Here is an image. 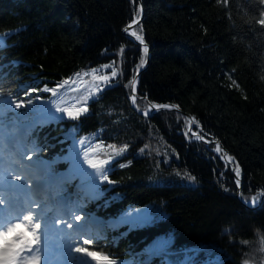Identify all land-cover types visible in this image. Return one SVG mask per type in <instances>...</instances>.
Returning <instances> with one entry per match:
<instances>
[{
    "label": "trees",
    "instance_id": "trees-1",
    "mask_svg": "<svg viewBox=\"0 0 264 264\" xmlns=\"http://www.w3.org/2000/svg\"><path fill=\"white\" fill-rule=\"evenodd\" d=\"M143 2L145 20L132 33L151 47L152 61L138 80L136 109L148 112L147 99L193 116L195 133L220 141L238 161L243 198L253 203L264 193V26L257 22L264 3ZM140 17L138 0H0V132L56 105L85 107L76 120L62 113L39 121L25 144L49 178L78 158L54 194L71 192L70 209L81 221L100 220L84 225L95 237L92 248L115 264H180L196 246L193 264H245L264 240V203L252 211L237 200L229 165L216 146L189 135L181 114L144 118L132 105L131 82L149 52L123 31ZM104 75L107 82L97 79ZM34 87V110L9 108ZM85 152L108 161L106 180Z\"/></svg>",
    "mask_w": 264,
    "mask_h": 264
},
{
    "label": "snow or ice",
    "instance_id": "snow-or-ice-1",
    "mask_svg": "<svg viewBox=\"0 0 264 264\" xmlns=\"http://www.w3.org/2000/svg\"><path fill=\"white\" fill-rule=\"evenodd\" d=\"M227 2V0H225ZM261 3H264V0H260ZM261 17L257 22L264 26V12L261 13ZM132 23H136L133 21ZM132 25H129L131 28ZM128 31V28L125 29ZM135 36V38L140 41L141 44L144 43V39L142 35H137L135 32L131 33ZM123 52V49H121ZM144 52L147 54L148 48L145 45ZM144 61H141V65ZM109 67V66H105ZM97 70H94V72ZM116 70L113 68L111 73L112 76H116ZM79 76V73L77 74ZM99 80H103L105 82L108 81L109 77L107 75L97 77ZM68 81H64V84H67ZM235 83V81H233ZM133 91H135V80L131 82ZM62 85H58L60 87ZM39 89L32 88L31 91L25 93V98L22 99H13L8 101V106L11 108V105H15V109L20 108H29L32 107L35 109V102L32 98L33 92H38ZM44 92H51L52 96H57V88H47L43 89ZM8 95H11L9 93ZM4 93L0 90V97H3ZM39 99V97H36ZM2 102V101H0ZM133 104L136 103V97L132 96ZM157 109L159 108H175V105H152ZM57 112H65L69 118L76 120L79 116L87 111L85 107L77 108L75 105L71 107L62 108L59 105H56ZM147 115V112H145ZM202 137H197V139H201ZM84 143V141H81ZM110 148L113 149L116 154H120L124 151V149H116L115 145H109ZM216 150L220 151V146L217 144ZM31 159V157H28ZM231 160V157H228ZM84 160L88 165L96 169L100 176L106 180L107 175L103 171L102 165L106 164L108 161H93L88 158V152L84 153ZM21 167H24L21 165ZM237 172V176H239L238 166L235 169ZM10 178L13 180L21 181L25 179V174L20 172L19 174H9ZM190 179H195L194 177H189ZM237 185H239V180H237ZM23 186V185H21ZM256 198L253 197V203H255ZM4 203L3 200H0V204ZM37 204L39 208L40 202H34ZM50 211V209H48ZM69 213L71 217H74L77 222L82 220L83 218L76 214L74 209H69ZM46 212L42 211L40 213H35L30 205H26L25 209L22 212L8 213L4 220L0 222V264H41V245L44 241L48 239V222L45 219ZM43 222V226H42ZM66 228L72 229L74 227L71 219H63L61 221ZM67 237L70 239L76 238L79 239L82 237V244L73 243L68 245L69 252L74 250L76 253L81 254L79 257L75 258L77 264H115L113 258H111L110 254H102L99 249L92 248V245L95 241V237L91 234L90 230H86L84 226H77L74 232L65 233ZM264 243V240H262ZM83 245H88L89 247H84ZM91 258V259H88Z\"/></svg>",
    "mask_w": 264,
    "mask_h": 264
},
{
    "label": "water",
    "instance_id": "water-1",
    "mask_svg": "<svg viewBox=\"0 0 264 264\" xmlns=\"http://www.w3.org/2000/svg\"><path fill=\"white\" fill-rule=\"evenodd\" d=\"M138 4H139V8H140L141 17L139 19L135 20L136 23L131 24L132 25L131 28H129V26L127 27L128 28L127 32L125 31L126 28L123 31V35L126 38H128V39H130V40H132V41H134V42H136V43H138L144 47L146 45L148 48V52H149L148 59H147V62L145 64L144 68L137 74L136 78L134 79L135 80V91H133V88H131L132 96L134 95L136 97V102L139 100L138 88H137L138 80L150 68L151 61H152L151 47L147 44L145 39H144V43L141 44L140 41H138L135 38V36L131 34L133 29H135L136 27L141 25L145 20V8H144L143 0H138ZM146 101L150 104L147 115H145L144 112H140L139 110H137L136 109V103L133 104V102H132V105H133L135 111L140 116H142L144 118H152L153 116L157 115L159 112H176V113H179L188 121V123H189V135L193 139L200 141L206 145L217 146V144H219L220 152H218V154L222 155L223 161L227 165H229L232 173L234 174L235 183H236V187H237V195H236L237 200L248 210L256 211V210L260 209V207L264 203V193L260 195V197L257 199V201L254 204L248 203L247 201H245V199L243 198V195H242L243 185H244L242 169H241L238 161L233 156H231V154L224 148V146L222 145V143L220 141H218L214 138H209L206 134L199 135V134L195 133V131H194V123H195L194 117L191 116L190 114L185 113L180 107L176 106L175 108H159V109H157L155 107H152V105H159V104H152L147 99H146ZM198 136L202 137V138L197 139ZM228 157H231L232 159L229 160ZM237 166H238V170H239V176H237V172L235 170L237 168ZM237 180H239V185H237Z\"/></svg>",
    "mask_w": 264,
    "mask_h": 264
},
{
    "label": "rangeland",
    "instance_id": "rangeland-1",
    "mask_svg": "<svg viewBox=\"0 0 264 264\" xmlns=\"http://www.w3.org/2000/svg\"><path fill=\"white\" fill-rule=\"evenodd\" d=\"M20 134V132H18L16 135L18 136ZM20 144L22 145V135H21V140H20V142L19 143H17V147H16V149L13 151V153L14 152H16V151H19L18 153H22L21 152V149L19 148L20 147ZM2 152H3V155H4V159H7L8 157H9V153H7V150L6 149H4V150H2ZM34 160H32L31 162V164H32V166H34V168L36 169V173H33V175H34V177L35 176H38L39 178H41L40 177V171H42L43 169H44V167L43 168H41V165L40 164H36L35 162H33ZM75 165H77V163H76V160L74 161V162H72V167H71V169L69 170V171H71L72 170V168L75 166ZM36 167H38V168H36ZM34 169V170H35ZM42 169V170H41ZM69 171H68V173H69ZM6 176V175H5ZM42 178H44V177H42ZM40 181H42L43 183H49V184H51L52 183V181H50V182H48L46 179H41ZM6 182H9V179H6ZM32 186L30 187V192L34 189V183H35V181L34 180H32ZM73 196H75L74 194H72V196L71 197H73ZM48 200H49V202L48 203H46L45 205H44V207L45 208H48V209H50V207L51 206H54V201H55V198L53 197V200H51L50 201V197H48ZM66 202H67V200H60V202H59V204L56 206V209L55 210H53L54 212H57V213H63V209H64V206H66ZM57 208H60V210L58 209L57 210ZM52 217V216H51ZM71 220L73 221V220H75V218H71ZM51 221V220H50ZM52 222V221H51ZM51 222H48V225H49V227H48V229L50 228V227H52L53 226V224L51 223ZM76 223V225H78V226H84V225H89L90 223H92L91 221H90V217H87L86 218V220L84 221V222H82V223H79V222H77V221H75ZM93 224V223H92ZM158 248H160V250L161 251H164L165 249H164V244H162V243H156L155 244ZM200 250V248H194V252H195V256H197V254H198V251ZM41 254H43V252H41ZM49 258H51V255H46L45 256V261H47ZM243 264V263H242ZM245 264H264V247H263V243H262V239H257V241L254 243V245H253V247H252V249H251V253H250V257H249V259H248V261L245 263Z\"/></svg>",
    "mask_w": 264,
    "mask_h": 264
},
{
    "label": "bare ground",
    "instance_id": "bare-ground-1",
    "mask_svg": "<svg viewBox=\"0 0 264 264\" xmlns=\"http://www.w3.org/2000/svg\"><path fill=\"white\" fill-rule=\"evenodd\" d=\"M62 113H65V112H61L60 114H62ZM32 122H33V120L32 121H30V122H28V123H26V124H24L23 126H25V125H28V124H32ZM36 128V126H34V125H32V129H35ZM34 131V130H33ZM21 138V135L20 136H18L17 138H15L14 140H11L9 143H8V145H7V147L5 148L6 150H7V153H9V154H16V155H25L27 152H28V149L26 148V144H25V140H22V145L20 144V149H21V152L22 153H18L19 151H16V152H14L13 153V151L16 149V147H17V143H19L20 142V139ZM211 146V145H210ZM213 146V145H212ZM218 152H220V151H218ZM2 154H3V152H2ZM37 186H39V185H37ZM36 188H38V187H36ZM40 192H41V190L40 189H38V191H37V194H40ZM263 194V193H262ZM257 201V200H256ZM249 203V202H248ZM252 204H254V203H252ZM100 221V220H99ZM195 248H199V247H195ZM185 251H187V252H189L190 254H192V255H196L195 254V252H194V248H188V249H186V250H184L183 251V255H184V252ZM74 250H72V251H70L69 252V262L70 263H72L73 261H72V254H74ZM185 256V255H184ZM185 259H186V257H185ZM185 259L184 260H182L181 262H180V264H184L185 263ZM153 260V259H152ZM152 260H149V261H152Z\"/></svg>",
    "mask_w": 264,
    "mask_h": 264
}]
</instances>
